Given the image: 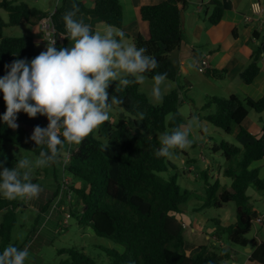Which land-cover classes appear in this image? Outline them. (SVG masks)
<instances>
[{"label": "trees", "instance_id": "obj_1", "mask_svg": "<svg viewBox=\"0 0 264 264\" xmlns=\"http://www.w3.org/2000/svg\"><path fill=\"white\" fill-rule=\"evenodd\" d=\"M72 2L78 9L76 13L94 14L105 25L122 30L123 14L119 0H94L91 8L77 0ZM213 2L207 21L216 25L221 20L224 7L219 0ZM185 3L186 0H162L143 4L139 8L140 20L147 23L148 37L139 33L132 41L137 48H146V54L154 56L158 62V67L147 73L150 78L166 73L168 80L177 79L178 66L170 60V54L182 41L180 11ZM0 8L8 15L7 22L0 17L2 77L6 74L5 66L14 60L30 61L41 53L35 49L31 37L4 36L3 28L21 23L37 24L47 12L15 0H0ZM59 9H56L57 12ZM65 42L66 38L57 44V49L65 47ZM260 57L261 49L257 43L252 61L239 73L244 83H251L258 74ZM204 73L219 79L225 70L208 68ZM108 93L110 97L122 99L123 103L115 106L123 112L116 122L106 121L77 145L68 155L64 166L65 171L79 182V186L75 184L69 187L80 200L75 215L78 221L88 226L95 235L123 247L122 252L108 251L111 264H221L228 260V249L216 252L209 251L207 246H200L194 253H187L184 227L174 214L180 212L188 192L181 189L175 175L168 178L160 175L172 166L166 157L156 155L161 147L160 139L165 133L182 126L178 90L172 89L165 94L160 105L149 103L139 90V83L123 87L113 81ZM210 106L215 109L204 116L207 121L225 134L236 132L239 138H246V141L242 147L221 141L219 147L215 148V151L221 150L227 161L222 174L230 178V183L222 185L218 179L213 182L205 180L200 209L220 208L230 201L234 202L235 222L228 226L216 223V230L225 233L230 243L242 246L246 245L244 238L252 225V210L246 190L253 185L257 190L264 191V178L258 176L257 168L251 167L253 162L264 158V123L256 137L243 127V123L248 109L264 112V93L258 99H241L236 94L228 97L209 96L204 107ZM5 111L3 94L0 93V115ZM16 123L18 126L14 129L0 123V161H4L9 169L16 167L19 160L8 153L7 146L22 148L37 157L42 150L47 151L46 145H37L30 138L36 127H48L46 116L37 114L36 117H29L20 112ZM58 157L51 164H56ZM36 180L32 178L33 183ZM20 205L19 200L9 201L0 197V252L9 245L16 246L10 244V236ZM49 205L50 201L42 205L35 222ZM59 220L61 223L63 217ZM17 248L20 249V246ZM58 253L66 254V258L59 260L58 264H98L83 248H63ZM250 260L264 264V241L256 243Z\"/></svg>", "mask_w": 264, "mask_h": 264}, {"label": "clouds", "instance_id": "obj_2", "mask_svg": "<svg viewBox=\"0 0 264 264\" xmlns=\"http://www.w3.org/2000/svg\"><path fill=\"white\" fill-rule=\"evenodd\" d=\"M73 7L63 16L70 47L57 49L53 38L47 42L46 51L30 61L14 60L0 77V93L6 105L0 123L16 128L20 112L29 117L44 115L49 121L47 128L36 127L30 137L37 145L47 147L34 163L20 159L16 167L9 169L0 161V197L9 201L37 197L41 188L32 182L33 167L50 166L65 145H80L110 119L112 106L123 103L121 98H109L111 82L119 80L123 87L143 83L145 73L158 67L155 57L146 54V48L124 43L123 30H107L103 35L93 32L83 20L74 19L78 9ZM152 79V98L162 102L161 85L167 74H157ZM160 144L156 155L168 157L172 150L189 147L191 141L188 132L178 127L165 133ZM28 256V248L9 245L0 252V264H25Z\"/></svg>", "mask_w": 264, "mask_h": 264}, {"label": "rangeland", "instance_id": "obj_3", "mask_svg": "<svg viewBox=\"0 0 264 264\" xmlns=\"http://www.w3.org/2000/svg\"><path fill=\"white\" fill-rule=\"evenodd\" d=\"M15 1L24 2L29 6L37 7L42 10H53L56 0ZM87 1L86 3L89 4V1ZM191 2H187L183 7L187 12L194 11L195 6ZM260 2L264 6V0H260ZM210 12L211 9L208 10V15ZM0 17L4 22L8 21V15L2 8H0ZM133 17L134 14L132 12L128 18L130 19ZM204 25H208V23L206 22ZM104 27V25L98 26L97 32L103 35L107 30L113 32L117 31L116 28H112L111 26ZM38 34V27L25 23L16 26H5L3 28L4 36H29L39 38ZM182 36L188 40L191 37V29L188 23L185 27L183 23ZM260 37L264 38V32L260 33ZM124 43L129 44L127 40H125ZM199 50L202 52L205 50L202 44ZM170 60L177 64L175 54L170 55ZM185 67L187 69L186 72H183L181 68L178 67L176 81L166 79L161 85V91L164 96L172 89L178 90V98L180 99L178 102V111L183 120L180 130H189L190 134L188 135V139L191 141V144L185 149L172 150V154L166 157V161L171 163L172 166H169L168 170L160 175L164 178L175 175L181 189L188 192L185 201L180 206L181 212L174 214V217L185 224H187V221H191L193 224L192 226L196 227L199 231V233L193 234L190 230H187V233L184 234L185 246L189 247L192 244L191 239H193V237L203 241V234L213 231L211 228L215 225L209 219L211 216L227 215V217H230L229 211L232 217L235 215L236 206L232 201L226 203L221 208L207 207L200 212L194 211L191 204L195 203V205H197L202 203L204 199L205 180L213 182L218 179L223 184L228 185L230 183V178L222 174V170L226 167L227 161L221 154V150L215 151V148L219 147L221 141L228 142L237 147H242L243 138H239L235 132L232 134H225L221 129L215 127L204 118L205 115L213 112L215 109L214 106L204 107L209 96L228 97L231 94H241V89L234 83V80L226 76L221 81L220 79H212L204 72H199L197 70V65H194L192 60H188ZM145 76L146 79L144 82L139 83V90L145 95L149 103L160 105L161 102H156L151 95L155 81L150 78L147 73H145ZM116 81L119 83V80ZM121 112H123L121 108L113 105L110 110V119L108 121L111 123L116 122ZM246 121L248 128L255 132L254 127L258 126L260 123H264V112L257 113L252 109H248ZM65 146L75 148L77 145L71 144ZM7 150L9 154L18 160L26 158L34 163L38 158L31 152L22 148L7 146ZM64 158L65 157L61 158L59 156L56 165L58 163L62 165ZM62 166L59 167V170L55 168V170H58L57 179L55 180L51 176V165L40 168L33 167L31 178H36L38 180L37 182L40 181L41 191L43 190L46 192L45 187L50 191L51 199L48 209L51 207V204L57 207L61 212L59 210L55 211L58 212L57 215L59 218L63 217V220L64 213L74 214L65 218L64 225L63 221L59 223L60 220L58 218L57 228L55 231L54 229L52 230L51 234L48 235L49 238L46 237L47 239H44L43 237H39L34 241L35 243L29 247V260L27 259L28 261L26 260L25 264H58L59 260L66 258V254H59L58 250L69 247L83 248L98 264H111L108 251L116 250L122 252L123 247L108 238L95 235L88 226L81 223L80 220L78 221L75 215L80 200L74 191L69 188L70 186H75V184L77 185L78 181L70 173L65 171L64 165ZM201 175H203V177ZM195 192L201 195H197ZM246 194L249 196L248 204L256 207V209H259V212L262 213L264 211V191L257 190L253 185H249ZM19 201L21 205L16 210V224L11 230L10 244H15L17 247L20 246V249L23 250L25 247L28 248L27 246L30 243L29 239L31 238V234L35 231L34 228H38L39 224L40 229H38V231H41L44 220L40 221L39 219L38 221L37 219L35 222V218L38 216V208L34 206L35 203L33 201ZM35 202L37 203L38 200ZM51 211L52 208H50L49 212ZM42 216L44 217L43 214ZM250 233L251 234L248 236L253 235V229ZM220 235L222 236V241L227 244V246H234L238 249V254L242 252V248L239 245L230 243L225 233H221ZM220 245L219 243L218 246ZM221 264H232V262L228 259ZM238 264H242V261L240 260Z\"/></svg>", "mask_w": 264, "mask_h": 264}, {"label": "crops", "instance_id": "obj_4", "mask_svg": "<svg viewBox=\"0 0 264 264\" xmlns=\"http://www.w3.org/2000/svg\"><path fill=\"white\" fill-rule=\"evenodd\" d=\"M77 1L87 8L93 7L94 0H88L89 4L86 3L87 0L86 1L77 0ZM159 1L162 0H119L123 14L121 28L128 35L125 37L124 41L127 40L129 44H133L132 39L139 33L145 38L148 37L147 23L140 20L139 8L143 4H154ZM219 1L222 3L224 7L222 17L221 20L216 25H211L207 21V16H208V10L212 9L214 5L213 0H186V3L191 2L195 6L194 11L187 12L185 9L182 10L184 16V22H183L184 27L188 23L189 28L191 29V37L188 40L182 36V41L179 47L171 54L176 55L177 66L180 67L183 72L187 71L185 66L188 60H192L193 64L197 65L196 63L201 58H206L209 63L210 69L225 70V74L223 75V77L219 78L220 81L224 79L225 76L231 77V79L234 80V83L241 89V94L237 96H239L241 99L247 97L251 99H258L264 93V38L260 37V33L264 32V26L261 25V23H259L257 20H255L254 22H246L244 20V17L250 14V3L254 0H219ZM199 2H203L201 7H199L198 5ZM74 5L75 3L72 2V0H66L65 2H63V0H56L55 7L53 8V10L50 9L43 10L47 13L48 12L54 13L52 25L54 29L57 30V32L63 30V28L65 27L63 16L65 15V13L72 11ZM58 8L60 9L57 12L56 9ZM203 11H205L204 14ZM132 12L134 14V17L129 19L128 16L132 14ZM74 19L83 20L84 23L91 26L93 32L98 31V26L104 25L105 26L104 28L110 27L105 25L104 22L94 14L76 13ZM206 22L208 23V25H204ZM32 26L38 27L37 24H33ZM118 31L120 30L117 29L116 32ZM38 36L39 38H33V37L31 38L34 41L35 49L37 51L38 50L41 51V48L43 47L44 43L40 30ZM257 43H259L261 49V57L258 61L259 72L251 83L246 84L239 78V73L252 61V57L254 54V50L257 46ZM201 44L205 49L203 52L199 50ZM64 46L65 47L71 46V41L68 38H66V42ZM109 98L111 99L110 96ZM246 119L243 123V127L255 137L258 136L260 133V128L263 123H260L258 126L254 127L255 132H253L250 128H248ZM187 132L189 135L190 134L189 130H187ZM245 141L246 138H243L242 143L244 144ZM73 149L74 148L65 146L63 151L59 154L61 158L65 157L63 159L62 165L65 166L67 162V157ZM56 161H58V159ZM62 165L59 163L57 165L51 164V176L54 178V180H55V172L58 173L59 167H61ZM251 167L257 168L258 176L260 178H264V158L253 162V164H251ZM55 168H57L58 170H55ZM37 181L38 180H36L35 183H37L41 187L40 181L39 182ZM77 184L79 185V182H77ZM220 184L227 185L221 182ZM45 189L46 192L42 190L41 192H39L37 197L31 200L35 203L34 206L38 208V212L40 211L42 205L50 201L51 199L50 191L47 189V187H45ZM195 193L197 195H201L200 193L197 192ZM36 200H38L37 203L35 202ZM201 204L199 203L195 205L194 203L191 205L193 206L194 211L200 212L203 210L200 209ZM22 205L26 207L24 204ZM50 208H52L51 212H49ZM50 208L49 209L47 208V210L42 213L44 217L42 216V214L39 215L38 221L39 219L40 221L44 220L42 224V229L41 231H38V229H40V224L38 228H34L35 231L31 234V238L29 239L30 243L27 246L28 249L35 243L34 241L37 240L39 237H43L44 239L49 238L48 235L51 234L53 229L55 231V229L57 228L56 226L58 225L57 223L59 221L58 220L59 216L57 215L58 212L56 211H58L59 209L57 207H54L52 204ZM250 208L253 214L251 216L252 225L250 231L246 234L244 238L246 245L240 246L242 248V252L238 254L237 253L238 249H236L234 246H227V244H225L221 239L222 238V236L220 235L221 232L216 230L217 227L216 223H219L220 226H228L235 222V215L234 217H232L229 211L230 217L229 216L227 217V215L211 216L209 219L215 225L211 228L213 231L210 233L207 232L204 233L203 241L201 239H197L196 237H193V239H191L192 240L191 246L189 247L185 246L187 253H194L195 251L198 250L200 246H207L209 251H216V252H218L220 249H228L230 251L229 260L232 262V264H238L240 260L242 261V264H260L256 261L250 260V254L254 250L256 243L264 241V219L261 223H258L254 220V218L257 216H264V211L260 213L259 209H256V207L251 206V204H250ZM177 221L181 223L180 220ZM181 225L184 227L183 234H186L187 230H190V232L193 234L199 233L197 228L192 226L193 224L191 221H187V224L183 222L181 223ZM252 229H253V233H252L253 235L248 236L251 234L250 232ZM219 243L221 244L220 246H218ZM27 259L29 260V256Z\"/></svg>", "mask_w": 264, "mask_h": 264}, {"label": "built area", "instance_id": "obj_5", "mask_svg": "<svg viewBox=\"0 0 264 264\" xmlns=\"http://www.w3.org/2000/svg\"><path fill=\"white\" fill-rule=\"evenodd\" d=\"M203 2H199V7L202 6ZM257 20L261 25H264V6L261 4L260 0H254L250 3V14L245 16L246 22H254ZM53 13L48 12L46 15L41 17L38 20V28L42 34L43 38V47L41 48V52L46 51L47 49V42L51 39H55L56 45L63 41V39L67 38V32L65 27L63 30H60L57 32V30L54 29L53 25ZM209 68V63L206 58H201L197 62V70L199 72H205ZM70 216L69 213H64V220L63 225L65 224V218H68ZM264 219V216H257L254 218V220L258 223H261Z\"/></svg>", "mask_w": 264, "mask_h": 264}, {"label": "water", "instance_id": "obj_6", "mask_svg": "<svg viewBox=\"0 0 264 264\" xmlns=\"http://www.w3.org/2000/svg\"><path fill=\"white\" fill-rule=\"evenodd\" d=\"M180 20H181V26H183V22H184V16H183V12L180 11ZM179 97V96H178ZM180 101V99L178 98V102ZM253 215V214H252ZM251 215V216H252Z\"/></svg>", "mask_w": 264, "mask_h": 264}]
</instances>
